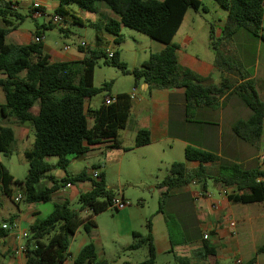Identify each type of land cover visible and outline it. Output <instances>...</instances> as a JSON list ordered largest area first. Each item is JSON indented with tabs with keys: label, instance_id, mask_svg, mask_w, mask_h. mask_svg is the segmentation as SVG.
<instances>
[{
	"label": "trees",
	"instance_id": "1",
	"mask_svg": "<svg viewBox=\"0 0 264 264\" xmlns=\"http://www.w3.org/2000/svg\"><path fill=\"white\" fill-rule=\"evenodd\" d=\"M60 5L54 14L64 17V22L72 18L82 23L68 7L78 5L91 13L98 11L99 5L107 6L118 16L98 25L90 26L96 30V47H80L83 58L79 62H51L45 52V44L35 42L15 46L7 43V37L13 29L10 22L23 21L25 18L18 12V4L9 0H0V17L5 27H0V72L5 76L0 79L6 104L0 105V113L13 117L20 124H30L35 141L31 149L24 152L29 163V173L25 180L16 179L8 168L0 163V183L5 195L12 198L13 188H18L25 195L24 202L47 203L53 200L54 194L66 185L86 181L92 183V189L79 196L80 208L73 209L68 202L56 204L53 212L46 218L30 227V238L27 244V264H65L70 257V246L76 233L83 228L90 235L97 229L95 218L110 209L118 193L108 188L105 175L98 178L88 175L84 169L78 174H70L67 169L71 156L88 153L98 144L108 143L111 148L123 149L119 139L120 131L130 123L132 95L123 93L116 96V101L107 104L106 99L99 108H90L92 99L103 91H110L113 82L105 83L102 88L94 84L95 70L99 60L104 65L118 68L123 74L133 75L135 88L145 82L149 91L153 89H184L187 112L200 107L215 108L221 98L232 94L240 97L244 105L252 112L247 120H238L233 127L234 134L260 148L264 135V98L257 90L252 74L229 50V43L241 31L246 30L252 37L264 41V0H216L228 12L226 22L219 37L215 36L213 24L210 32V46L215 52V66L222 72L220 83H212L193 71L179 65L177 52L180 46L174 39L180 30L190 9L200 11L206 8L202 0H58ZM34 10V8H33ZM45 15L46 9L40 8ZM32 16V12H30ZM63 22V23H64ZM65 26V25H63ZM57 24L53 19L42 28L54 29ZM128 27L164 45V49L151 53L149 59L140 67L129 69L121 60L119 50L109 58L103 49L104 40L100 32L105 30L116 37L115 44L121 42V29ZM61 31L67 28L61 27ZM40 27L35 36H44ZM237 77L231 80V76ZM90 120L93 125L90 126ZM15 134L12 128L0 126V153L10 157L15 149ZM151 143V133L147 129L138 131L135 148ZM127 150V148H125ZM57 157V164L48 161ZM187 161L199 162V167L189 169L185 162H174L169 174L158 184L162 190L159 202V213L164 215L169 238L173 247L184 245L187 239L176 218L166 212V203L170 192L194 183L203 184L206 190L207 180L226 190H231L228 199L233 204H257L264 202V169H245L236 163L214 164L220 157L212 152L188 146L185 149ZM55 167L66 172L65 178L58 181L50 173ZM98 167H93L97 169ZM213 172V174L210 173ZM46 180L53 183L45 186ZM3 203L0 200V212ZM83 213L87 215L82 216ZM148 233H133V242L128 251L147 250V258L138 264H156L157 249L152 234V222L149 220ZM182 234L175 239L174 230ZM8 230L0 226V237H5ZM264 253V245L257 254ZM216 249L204 240L200 257L205 260L215 256ZM179 264H193L189 258H179ZM255 256L246 264H256ZM75 264H106L97 258L96 247L86 244L75 259Z\"/></svg>",
	"mask_w": 264,
	"mask_h": 264
},
{
	"label": "crops",
	"instance_id": "2",
	"mask_svg": "<svg viewBox=\"0 0 264 264\" xmlns=\"http://www.w3.org/2000/svg\"><path fill=\"white\" fill-rule=\"evenodd\" d=\"M9 1L17 3V9H19L18 0ZM34 3H39L42 8L46 9V14H43V16L47 15L48 8H51L55 12L60 5L58 0H32L30 6L32 17ZM47 3H50L48 7L46 6ZM93 14L101 20L103 19V23L115 17L110 9L103 4ZM227 15L228 12L220 13L218 28L213 24L216 37L221 35V30L226 22ZM186 17L174 39L175 43L180 46L177 52L179 65L193 71L202 78L210 79L212 83L218 84L220 82L217 83L215 81V76L221 74L220 78L222 80L223 74L215 66V52L212 56L209 54L201 56L196 53H191L186 49L187 46L199 45L206 47L207 43L210 45L211 28L209 31L205 28L203 33L200 34V30H197L196 25H193L186 26L187 30L185 31ZM10 22L13 25V29L7 37V43L15 46L28 44L22 41L24 33L20 30L18 21H14L11 18ZM92 22L95 21L92 20ZM44 25L47 24L38 25L41 31H44L42 28ZM0 27H5L3 21ZM33 36L35 38V33ZM237 36H241L242 38L240 61L244 67L246 66V69L248 68L247 70L253 66L251 69L253 70L251 72V78L255 81L260 96L264 98V41L251 38L241 32L235 38ZM179 37L181 38L179 40L180 42L176 41ZM115 39L116 37L111 34L104 36V41L110 45L115 43ZM44 44L45 52L49 55L51 62H79L84 56L83 53L81 56L71 55L65 49L62 51L52 49L46 43V38ZM157 47L158 51L156 52L164 49L162 43ZM250 49L256 55L255 63L249 66L247 62L248 51ZM79 50L81 51V49ZM4 77L2 72H0V79ZM235 78L237 79L236 76ZM132 95H134V98L132 99L133 106L130 123L126 129L119 133V139L122 141L124 148L114 149L108 143H103L93 146L84 155L70 157L71 163L73 161L85 162L88 159H94V163L84 167V169L88 170L90 177L94 178L95 172H98L99 174L105 175L106 183L107 181L109 182L111 166L108 163L117 159H120L122 162L124 153L126 152L141 153L142 157L147 161V166L151 170H156L161 165H165L169 172L171 165L178 161L172 153L167 152H173L176 147H179L185 156V149L188 146L203 149L218 155L220 161L211 164L213 167H218L222 163H236L242 165L245 169H264V160L261 156L262 151L254 152L253 146L238 138L233 132L234 124L238 120H247L252 114L251 110L244 105L239 96L230 94L227 99L225 97L221 98L220 104L215 108L200 107L187 112L184 89H153L150 92L149 84L142 82L138 88H135V93ZM5 104L6 97L0 87V105ZM88 106L93 108L91 103ZM92 125L93 121L90 120V126ZM0 126L13 129L16 139L15 149H18L23 155L26 150L30 149V145H34L35 136L30 124H20L15 118L10 116L5 117L0 113ZM141 129L149 130L151 133V143L144 147L135 148L136 135ZM263 147L264 135L262 138ZM101 158H106V164L103 165ZM0 163L2 162L0 161ZM185 163L189 169H196L200 165L199 162L187 161L186 159ZM52 164L55 165L56 163ZM93 167L98 168L93 169ZM52 172L50 174L58 181L66 176V172L59 167H55ZM192 185L172 190L165 207L166 212L176 218L183 232V237L187 239V243L175 247L172 246L164 215L159 213L163 216L166 228L164 230H157V227L152 224V234L157 249V258L161 254L168 253L175 254L174 259L178 264L179 258L183 257L189 258L193 264H236V260L238 259L242 260L243 264H246L254 257L248 261H245L242 257L243 244L239 236L240 234H244L248 238L247 244H251L250 246L256 253V264H264V253L257 254L259 248L264 245V242H260V239L264 238V202L249 205L233 204L227 197L231 190H226L219 184H215L219 192L218 196L212 194L208 188L205 190L203 186L199 191H195L192 189ZM45 186L52 187L53 183L46 180ZM108 188L112 189L110 186ZM91 189L92 183L90 181L75 185L72 184L70 187L68 185L62 186L54 194L51 202L28 204L26 205L25 214L19 208V213H14L10 219H5L0 226L4 228L5 225H8L11 228L7 229L8 233L5 237H0V264H27L26 254L21 251V248L27 247L30 238V227L50 215L55 209L56 204L68 202L71 206L72 202L79 201L81 193L88 192ZM160 191L162 192L161 189ZM19 192L22 191L18 189L17 193ZM17 193L13 191V196ZM208 194L211 197H208ZM117 196L126 199L124 193H118ZM5 198L14 202L13 197L10 198L5 195L2 184L0 183V200L3 206ZM213 204L217 206L214 208ZM110 210L115 211L113 209ZM116 212L119 213V221L127 224L126 235L133 237V233L138 231L132 228L131 212L128 209ZM86 215V213L82 214L83 217ZM232 222L235 224V228L232 227ZM14 223L18 225V229L12 228ZM97 229L90 235L87 234V238L81 244L78 252L75 255L70 253L71 255L65 264H75L77 255L90 242L96 247L98 261H102L98 256L99 249L96 242ZM23 233L28 234V238H24L22 236ZM206 234H210L209 239L204 238ZM77 235L78 232L75 237ZM204 240L216 249V255L208 256L205 260L200 257ZM131 244L126 247V250H128L127 248ZM138 263L140 262L132 263L131 261H126V264Z\"/></svg>",
	"mask_w": 264,
	"mask_h": 264
},
{
	"label": "rangeland",
	"instance_id": "3",
	"mask_svg": "<svg viewBox=\"0 0 264 264\" xmlns=\"http://www.w3.org/2000/svg\"><path fill=\"white\" fill-rule=\"evenodd\" d=\"M19 9L18 12L24 16L23 21H18L20 30L24 33L22 38L23 43H29L34 40L33 34L36 32L38 25L48 24L54 15V11L48 8L46 16H39L36 19L30 16V6L32 0H18ZM204 8L200 11L190 9L185 22L186 26L196 25L199 33H203L205 28L208 31L211 25L214 24L216 28L219 27L220 13L227 12L223 9L216 0H202ZM50 3H47V7ZM101 5V4H100ZM99 5V6H100ZM78 18L83 21V24L76 23L72 18H68L62 24H57L54 29L45 31L46 43L55 50H64L66 46L70 47L71 55L81 56L82 52L79 50L83 42L87 43L88 47H96V30L90 26L92 20L98 25L103 23L99 17L91 12L81 9L78 5L74 4L68 7ZM116 18L118 16L114 15ZM15 21V18L12 17ZM0 24H2V18L0 17ZM65 25V26H63ZM64 27L67 30L61 31L60 28ZM242 34H247L252 37L246 30L240 31ZM109 36L105 30L100 32V36L104 40V36ZM121 42L115 44L113 50H119L121 53V60L124 61L129 69L140 67L145 61H147L152 52L158 51L160 42L153 40L147 35H144L134 29L123 27L121 29ZM45 40V39H44ZM181 40L179 37L176 41ZM180 42V41H179ZM242 38L237 36L232 42L229 43V50L240 61L242 50ZM109 43L104 41L103 49L107 52ZM186 49L191 53H196L201 56H212L214 51L207 43L206 47L203 46H187ZM248 54V65L255 63V52L250 49ZM246 67V66H245ZM253 67V66H252ZM252 67H249V71L252 72ZM248 69V68H247ZM221 74L215 76V81L221 82ZM231 80H236L234 75H231ZM113 82L112 89L110 91H103L99 95L95 96L92 101V107L94 109L99 108L106 98L116 96L118 94H133L135 93V79L133 75L123 74L118 68L104 65V60L101 59L95 70L94 84L96 88H102L105 83ZM251 145V144H250ZM253 146V145H251ZM33 146L30 145V149ZM254 152L262 151V144L260 148L253 146ZM172 153L179 162H185L184 152L176 147ZM0 161L9 169L11 174L18 180H25L29 173V163L25 156L18 149H14L13 154L10 157H6L3 153H0ZM94 159H88L87 161H73L68 167L70 174H78L84 169L85 166H90L94 163ZM101 161L106 164V158H101ZM50 163L58 162L57 157L49 158ZM110 180L107 181V185L110 186L116 193L125 194L127 201H130L131 206L127 209L131 212V224L132 228L136 231L147 234L148 223L151 220L152 224L157 227V230H164L166 228L163 216L159 214V202L161 199V191L158 188V184L161 183L169 172L165 165H161L156 170H151L147 166V161L142 157L139 152H126L122 162L120 159L114 160L110 163ZM53 173V172H52ZM211 174L213 172L210 171ZM203 184H193L192 189L199 191L202 189ZM207 186L209 191L215 196L219 195L218 189L212 179L207 180ZM14 192H18V188H14ZM26 203L23 201L20 204H16L10 201L8 198L4 200V206L0 214V224L5 219H10L14 213H19V208L23 214L26 212ZM73 209H79V201L71 203ZM119 213L112 210L98 215L96 222L98 229L96 231V242L99 249L100 262H106V264H126V261L132 263L141 262L146 259L147 250L142 248L138 251H128L126 247L133 242V237L126 235L127 224L119 221ZM85 217V216H84ZM175 239H181L182 234L179 230H174ZM87 234L83 228H80L78 235L72 240L70 246V253L76 254L85 239ZM240 241L243 244L242 257L245 261H248L252 257H255L256 253L254 249L247 244L248 238L245 235L239 236ZM260 242H264V238L260 239ZM175 254H161L157 258L156 264H178L174 259Z\"/></svg>",
	"mask_w": 264,
	"mask_h": 264
},
{
	"label": "built area",
	"instance_id": "4",
	"mask_svg": "<svg viewBox=\"0 0 264 264\" xmlns=\"http://www.w3.org/2000/svg\"><path fill=\"white\" fill-rule=\"evenodd\" d=\"M33 8H34V11H33V17L34 18H37V17L43 15V13L40 11L41 5L39 3H34L33 4ZM52 19H53V22L55 24H62L64 22V17L61 16V15H59V14H54ZM44 39H45L44 36H35V38H34L35 42H42V41H44ZM114 45H115V43L111 44L108 47V49H107V52L106 53H107V55H108L109 58H112L114 56V51H115V50H113V46ZM81 47L88 48V45H87V43L83 42L81 44ZM65 50L66 51L70 50V47L69 46H66L65 47ZM133 98H134V95H132V99ZM115 101H116L115 98H111V97L106 98V103L107 104H112ZM261 156H262V158L264 160V147L262 148V155ZM98 176H99V173L98 172H95L94 178H98ZM70 186L71 185H68V187H70ZM208 197H211V195L208 194ZM13 200H14L15 203L20 204L21 202H23L25 200L24 193L23 192H19V193L15 194L13 196ZM130 206H131L130 201H127L123 197L117 196V197L114 198L110 209H113L115 211H123V210H126ZM216 206L217 205L213 204V207L214 208ZM231 225H232L233 228H235V224L233 222L231 223ZM10 228L11 227L8 226V225H5L4 226V229H6V230L7 229H10ZM12 228L18 229V225L16 223H14L13 226H12ZM22 236L24 238H28V234H26V233H23ZM209 237H210V234H206L204 236L205 239H209ZM26 250H27V247L26 246L21 248V251L24 252V253H26ZM236 264H243V262H242V260L238 259V260H236Z\"/></svg>",
	"mask_w": 264,
	"mask_h": 264
}]
</instances>
